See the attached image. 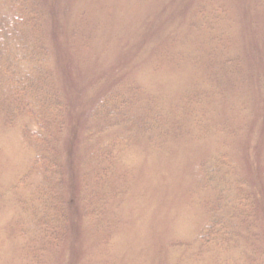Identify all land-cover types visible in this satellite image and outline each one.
Instances as JSON below:
<instances>
[{"label":"rangeland","instance_id":"1","mask_svg":"<svg viewBox=\"0 0 264 264\" xmlns=\"http://www.w3.org/2000/svg\"><path fill=\"white\" fill-rule=\"evenodd\" d=\"M34 1L67 107L58 140L67 215L61 243L41 244L34 191L18 184L33 155L20 130L28 120L6 121L0 88V264H264V0ZM11 10L0 0V14ZM112 92L131 97L128 115L158 112L160 126L129 134L114 119L90 129ZM114 135L123 146L96 181L102 163L87 151ZM221 156L231 170L215 183L228 197L250 191L256 210L232 245L202 246L215 194L200 164Z\"/></svg>","mask_w":264,"mask_h":264},{"label":"trees","instance_id":"2","mask_svg":"<svg viewBox=\"0 0 264 264\" xmlns=\"http://www.w3.org/2000/svg\"><path fill=\"white\" fill-rule=\"evenodd\" d=\"M49 58L36 2L12 0L11 12L0 14V88L6 93L3 101L5 119L8 123L21 117L28 120L20 130L33 155L18 184L26 183L34 191L37 204L31 209V214L40 243L57 247L64 236L67 215V201L62 197L64 168L58 154V140L64 129L67 107L55 87ZM122 105L131 107V97L123 93L119 97L114 92L107 94L92 112V121L98 123L97 118H100V125H93L90 129L99 128V133L103 132L114 119L117 123L131 126L126 132L129 134L134 127L145 134L160 126L156 122L160 117L158 112L151 113V118L140 111L128 115ZM157 138L159 136L149 135L147 140L154 142ZM110 139L95 143L87 151L88 160L102 163L100 167L96 163L92 169L91 176L96 181L111 174L114 153L123 146L120 140L125 138L114 135ZM200 168L202 182L214 191L215 199L209 206L211 214L201 228L198 240L202 246L229 243L241 236L238 229L242 225L248 226L254 217L255 198L250 191L228 197L230 193L224 183V187L215 183L217 180L222 182L221 179L227 182L225 178L231 170L230 162L222 156L218 160L202 161ZM32 173L38 180H30ZM233 183L243 188L239 179H234ZM28 202L33 204L32 200ZM249 248L254 249V245L249 244ZM247 256L250 261L258 259L252 251Z\"/></svg>","mask_w":264,"mask_h":264}]
</instances>
